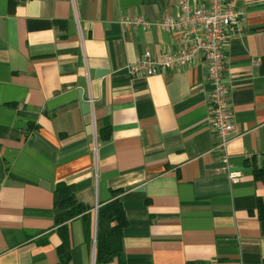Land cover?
<instances>
[{"label":"crops","instance_id":"1","mask_svg":"<svg viewBox=\"0 0 264 264\" xmlns=\"http://www.w3.org/2000/svg\"><path fill=\"white\" fill-rule=\"evenodd\" d=\"M178 1L0 0V264H97V235L111 227L98 211L114 190L131 264H264L253 174L264 165V0H232L243 31L224 46L236 181L214 149L205 63L127 72L147 51H177L179 35L124 21L176 17ZM59 183L90 209L63 229Z\"/></svg>","mask_w":264,"mask_h":264},{"label":"built area","instance_id":"2","mask_svg":"<svg viewBox=\"0 0 264 264\" xmlns=\"http://www.w3.org/2000/svg\"><path fill=\"white\" fill-rule=\"evenodd\" d=\"M176 17L165 16L158 21L138 18L124 21L127 28H161L179 35V49L155 56L147 51L136 63L127 66L131 77L154 76L175 72L198 60L205 63L208 80L212 85L210 123L218 143L215 150L220 153L223 169L229 178L236 181L240 173L230 171L228 144L235 131L230 103V89L226 80L224 46L231 36L243 31V12L232 0H179ZM97 212V211H96Z\"/></svg>","mask_w":264,"mask_h":264},{"label":"trees","instance_id":"3","mask_svg":"<svg viewBox=\"0 0 264 264\" xmlns=\"http://www.w3.org/2000/svg\"><path fill=\"white\" fill-rule=\"evenodd\" d=\"M109 128L105 127L101 134L104 139H108L109 134L106 132ZM107 133V134H106ZM254 177L264 182V165L261 168L253 166ZM122 190H114V199L102 206L98 211V217L101 220L107 221L111 227L97 235V264H112L115 261L117 264H131L132 261L125 257L123 250V231L128 225V220L122 201L118 198ZM89 207L77 199V191L74 186L59 183L54 190L53 213L55 215V224L59 229L66 227L68 221L78 217H85L89 212ZM259 218L264 224V208L259 207ZM58 250L59 256L63 261L68 260V241L64 239L63 244Z\"/></svg>","mask_w":264,"mask_h":264}]
</instances>
